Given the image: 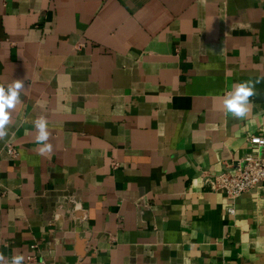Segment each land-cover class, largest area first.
Instances as JSON below:
<instances>
[{
  "label": "crops",
  "instance_id": "1",
  "mask_svg": "<svg viewBox=\"0 0 264 264\" xmlns=\"http://www.w3.org/2000/svg\"><path fill=\"white\" fill-rule=\"evenodd\" d=\"M258 76L264 0H0V84L25 85L0 140V253L264 264V191L232 202L197 181L233 172L264 128V82L244 119L221 103Z\"/></svg>",
  "mask_w": 264,
  "mask_h": 264
},
{
  "label": "clouds",
  "instance_id": "2",
  "mask_svg": "<svg viewBox=\"0 0 264 264\" xmlns=\"http://www.w3.org/2000/svg\"><path fill=\"white\" fill-rule=\"evenodd\" d=\"M264 82V76L256 79H248L235 83L230 91H227L221 98L222 109L225 114L237 120L244 119L251 111V98L256 95L257 85ZM25 89L24 81L13 80L5 86L0 84V140L8 136L9 126L12 124V115L17 105L21 103V93ZM35 143L38 145L36 151L42 157L49 156L54 146L51 143V132L48 127L46 116L40 115L35 121ZM254 198L258 193L253 194ZM25 256L22 253H15L7 260L3 253H0V264H24Z\"/></svg>",
  "mask_w": 264,
  "mask_h": 264
},
{
  "label": "built area",
  "instance_id": "3",
  "mask_svg": "<svg viewBox=\"0 0 264 264\" xmlns=\"http://www.w3.org/2000/svg\"><path fill=\"white\" fill-rule=\"evenodd\" d=\"M247 141L250 148L232 165L233 172L202 173L197 178L199 184L211 192H224L232 202L248 192L264 191V128ZM7 151L9 155L15 154L10 146ZM228 210L232 212L233 206Z\"/></svg>",
  "mask_w": 264,
  "mask_h": 264
}]
</instances>
